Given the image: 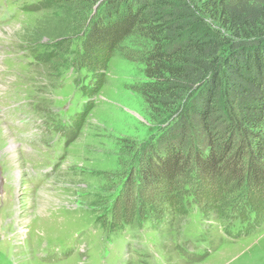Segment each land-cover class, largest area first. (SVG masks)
Segmentation results:
<instances>
[{"label":"rangeland","instance_id":"1","mask_svg":"<svg viewBox=\"0 0 264 264\" xmlns=\"http://www.w3.org/2000/svg\"><path fill=\"white\" fill-rule=\"evenodd\" d=\"M40 1L0 0V264H264V221L236 231L239 190L184 209L165 180L139 186L164 126L143 87L149 44L132 34L99 65L81 43L100 3Z\"/></svg>","mask_w":264,"mask_h":264},{"label":"trees","instance_id":"2","mask_svg":"<svg viewBox=\"0 0 264 264\" xmlns=\"http://www.w3.org/2000/svg\"><path fill=\"white\" fill-rule=\"evenodd\" d=\"M90 1L100 4L81 47L105 55L93 61L102 64L135 33L149 44L143 87L164 126L139 186L165 180L166 202L184 209L194 200L217 209L223 193L239 190L233 216L250 228L263 222L264 204L253 198L264 188V0Z\"/></svg>","mask_w":264,"mask_h":264},{"label":"bare ground","instance_id":"3","mask_svg":"<svg viewBox=\"0 0 264 264\" xmlns=\"http://www.w3.org/2000/svg\"><path fill=\"white\" fill-rule=\"evenodd\" d=\"M12 148V147H11ZM11 151V150H10ZM15 151V150H14ZM16 155V154H15Z\"/></svg>","mask_w":264,"mask_h":264}]
</instances>
